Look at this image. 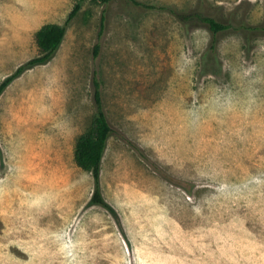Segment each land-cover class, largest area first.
Wrapping results in <instances>:
<instances>
[{
	"label": "rangeland",
	"instance_id": "374dc122",
	"mask_svg": "<svg viewBox=\"0 0 264 264\" xmlns=\"http://www.w3.org/2000/svg\"><path fill=\"white\" fill-rule=\"evenodd\" d=\"M73 5L0 0V84ZM173 11L230 28L214 34ZM97 88L113 129L102 192L120 225L91 204L93 176L75 161ZM254 178L264 180V0H87L54 58L0 96V264H264Z\"/></svg>",
	"mask_w": 264,
	"mask_h": 264
},
{
	"label": "trees",
	"instance_id": "16d2710c",
	"mask_svg": "<svg viewBox=\"0 0 264 264\" xmlns=\"http://www.w3.org/2000/svg\"><path fill=\"white\" fill-rule=\"evenodd\" d=\"M86 1L87 0H74V5L68 15L66 24L47 23L36 32L35 41L38 47V55L19 66L13 74L7 76L2 81L0 84V96L13 81L19 78L25 71L39 65L47 64L54 58L65 39L68 24L74 20L77 14L83 9ZM95 1L102 3L103 5H108L113 0ZM173 14H175L183 23H185V25H189L194 22L206 24L214 34L223 32L230 28V24L219 22L214 17L205 15L198 11L188 14L177 13L173 11ZM104 21L105 17L103 15L100 25L99 38H101L103 35ZM99 48L100 44L98 43L95 47L96 54H98ZM95 100L97 110L94 116V121L92 126L77 140L75 147V161L81 169L91 173L93 176L94 192L90 201L91 204L101 205L106 208L116 219V222L120 225L121 222L119 215L116 209L104 197L101 186L103 159L108 146V140L113 129L103 109L101 92L99 88L96 90Z\"/></svg>",
	"mask_w": 264,
	"mask_h": 264
},
{
	"label": "clouds",
	"instance_id": "9594fccd",
	"mask_svg": "<svg viewBox=\"0 0 264 264\" xmlns=\"http://www.w3.org/2000/svg\"><path fill=\"white\" fill-rule=\"evenodd\" d=\"M254 182L258 183V184H264V180H261L259 178H254ZM225 187V186H222Z\"/></svg>",
	"mask_w": 264,
	"mask_h": 264
}]
</instances>
